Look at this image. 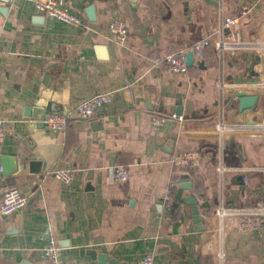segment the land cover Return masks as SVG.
Listing matches in <instances>:
<instances>
[{
    "label": "crops",
    "instance_id": "obj_1",
    "mask_svg": "<svg viewBox=\"0 0 264 264\" xmlns=\"http://www.w3.org/2000/svg\"><path fill=\"white\" fill-rule=\"evenodd\" d=\"M66 2L86 27L44 16L34 0L0 4V120L13 127L0 134L9 170L0 171V202L9 189L27 200L0 222V264H50L51 240L58 264H99L90 251L113 264L145 255L153 264H264V218L246 213L264 204V0ZM227 17L244 45L220 51ZM113 18L128 29L121 44L108 29ZM204 39L210 45L185 74L167 70L166 55ZM103 93L113 96L92 117L76 115ZM239 93L250 108L240 109ZM51 112L70 116L64 133L43 126ZM115 167L130 172L127 182L113 181ZM57 170L73 171L71 182L56 181ZM170 182L179 186L166 210ZM246 219L254 228H240Z\"/></svg>",
    "mask_w": 264,
    "mask_h": 264
},
{
    "label": "built area",
    "instance_id": "obj_2",
    "mask_svg": "<svg viewBox=\"0 0 264 264\" xmlns=\"http://www.w3.org/2000/svg\"><path fill=\"white\" fill-rule=\"evenodd\" d=\"M15 0H0V4H10ZM34 5L37 11L44 16L56 19L72 28H84L86 24L84 20L70 11L66 0H34ZM109 32L113 39L121 44L125 41L128 33L127 26L121 18H113L109 24ZM229 30L228 35L224 37L223 31ZM219 33V40L214 43L217 50H222L226 46H239L244 45L240 33L238 22L234 18H224L221 22ZM210 45L209 39H204L194 45L193 51L195 54H200L204 47ZM164 62L167 70L176 75L185 74L187 71V65L183 53L168 54L164 57ZM113 96V93H103L94 95L87 100L83 101L76 108V115L79 118H90L93 116L95 110L108 103ZM172 119L181 120L180 116L172 115ZM70 122V116L61 112H51L46 115L42 120L43 126L51 132L64 133ZM165 122L163 118H152L151 123L155 126H162ZM264 126V121H263ZM0 134H13V127L6 121L0 120ZM53 178L61 184H69L74 176L73 171L69 170H57L52 173ZM130 177V172L127 169L121 167H115L112 169V178L114 182L124 183L127 182ZM179 186L177 182L168 183L164 192V205L166 210H171L174 206V189ZM27 200L16 189L7 190L0 202V222L12 215L15 212L20 211L25 207ZM248 216L264 218V204L257 203L255 207L248 210ZM241 229L254 228L249 219L242 221L239 224ZM57 247L56 243L51 240L44 248V258L50 264H58L57 259ZM139 264H153V258L151 255H145Z\"/></svg>",
    "mask_w": 264,
    "mask_h": 264
},
{
    "label": "water",
    "instance_id": "obj_3",
    "mask_svg": "<svg viewBox=\"0 0 264 264\" xmlns=\"http://www.w3.org/2000/svg\"><path fill=\"white\" fill-rule=\"evenodd\" d=\"M86 16L88 18L89 21L93 22L95 21V12H94V8L93 6H89L88 8H86L85 10ZM185 57V62L188 68L192 67L194 64V57H195V53L192 50L187 51L184 54ZM238 97L240 99L241 102V110L242 109H247L250 108V106L252 105L251 101L248 102L247 100H245V96L242 93L238 94ZM30 158V160L28 161V166L30 171L32 172H38L39 170L37 169L40 161L37 159H33L31 156H28ZM6 159L1 158L0 160V171L2 172V174L4 176H7L9 174V170H8V164L6 163ZM23 169V167L21 165H18L16 167L17 172L21 171ZM183 188H190V186L188 185H184ZM185 202L188 205H191V211H192V215H193V221L195 224H197L198 229L202 230V226L200 225V217L198 214V209H197V202L193 197H188L186 198ZM56 247L58 249V244L56 243ZM88 254L93 258L96 259L98 261L99 264H113V262L108 258V256L104 255V254H97L94 251H90L88 252Z\"/></svg>",
    "mask_w": 264,
    "mask_h": 264
}]
</instances>
